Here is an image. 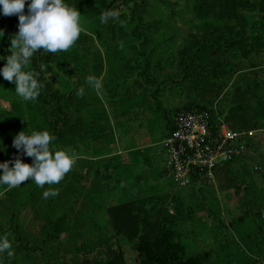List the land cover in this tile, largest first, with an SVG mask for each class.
Listing matches in <instances>:
<instances>
[{
	"label": "rangeland",
	"instance_id": "rangeland-1",
	"mask_svg": "<svg viewBox=\"0 0 264 264\" xmlns=\"http://www.w3.org/2000/svg\"><path fill=\"white\" fill-rule=\"evenodd\" d=\"M107 1L105 7L101 8L93 0L94 9L90 13H81V32L89 34L91 39H83L80 35L69 50L56 52L57 59L49 77L55 90L64 93L73 91L75 110L72 111L74 119H80L82 127L74 135V144L58 141L56 148H64L79 158L59 184L47 186L56 189L61 195L70 193V206L77 204L81 207L85 198L89 202L84 211L86 225L78 221L71 222L66 231L51 240L52 245L58 247L59 244L65 246L75 243L81 246L93 240H111L113 248L122 247L125 264H141L139 256L127 241L120 243L111 239L113 230L107 212V208L113 204L136 200L144 203L147 212L155 220L159 218L162 208L169 210L171 215L172 211L176 212L174 216L178 220L175 228L180 234L178 239L186 243L188 254L201 252L212 260L219 253L225 257L230 252L222 250L226 238L233 242L238 240L240 244L243 241L239 232L224 227L222 222L227 226L234 222L241 232L252 233L255 225L251 224V227L239 219L248 208H257L259 202L264 200V116L257 119V129L250 131L251 145L244 159L235 161L225 172L219 171L220 178L216 182H197L187 188H180L167 169L168 157L161 142L169 124L164 112L157 110L156 97L170 114L194 101L210 105L213 100L220 110L217 116H225L232 105L230 92L235 85L232 84L244 75L252 77L251 59L244 60L241 55H232L231 60L239 64V70L220 80L225 86L216 98L195 91L189 85L178 86L182 78L177 67L178 51L185 42L193 40L197 27L202 28V23L209 18L203 14L206 10L200 11L199 0H147L141 9L146 25L159 26L160 30L154 34L152 43L146 49L149 54L152 49L156 50L152 56L155 67L157 61L164 65L162 70L154 73L159 76L158 82L150 83L148 77L141 73L144 59L138 56L143 46L142 41L134 35L135 26L130 24L128 7L122 5L118 8L120 15L117 19L109 18L107 23L97 22V16L105 11L108 4L117 3V0ZM29 2L27 0V4ZM82 3L85 4L84 1ZM24 11H28L27 6ZM262 12L243 10L248 20L261 16ZM18 25V14L3 15L0 12V36L3 35L0 43L5 39L11 44ZM251 56L255 64L264 68V48ZM101 62L103 70L101 74H96V66ZM90 76L101 81L100 90L89 84ZM244 79L240 82L244 83ZM7 84L0 89L1 144L3 131L12 122L18 124L12 130L13 136L24 129L29 132L35 130L28 108L30 104L34 109L38 106L33 100L24 101L20 98L14 82L12 88ZM81 87L85 89L82 97L77 95ZM13 100L19 103L14 104ZM256 100L259 101L258 98ZM47 130L51 133L50 128ZM98 134H101V138ZM24 161L32 163V157L26 155ZM107 187L109 193L105 190ZM116 188H122L125 196L117 198ZM111 193L113 195H109ZM7 195V190H3L0 185V200L7 199ZM38 198L33 206H23L22 202L19 206L20 223L35 245L41 244L42 239L53 233L55 228L44 213L52 197L45 199L40 195ZM252 213V220L260 224L262 219L254 215V210ZM55 214L50 215L52 220L57 221L62 214L58 211ZM9 217L6 211H0V234L10 239L13 255L0 253V264H53L57 259L74 258L73 254L61 250L54 253L53 258L57 259L47 260L40 252L34 253L19 247L9 227ZM246 250L248 248L245 246L232 245V252L244 255ZM89 257H93V254Z\"/></svg>",
	"mask_w": 264,
	"mask_h": 264
},
{
	"label": "trees",
	"instance_id": "trees-1",
	"mask_svg": "<svg viewBox=\"0 0 264 264\" xmlns=\"http://www.w3.org/2000/svg\"><path fill=\"white\" fill-rule=\"evenodd\" d=\"M83 1L85 4L82 3ZM83 1L69 0L71 4L76 5L81 13H90L94 9L92 5L93 0ZM94 1L101 8H104L106 3H108L107 0ZM158 1L167 2L168 0ZM199 1L200 11L206 10V12L202 13L209 20L202 23V28L197 27L198 31L193 34V40L185 42L178 51L177 67L182 73V78L177 83L178 86L189 85L195 91L209 95L210 98L220 96L225 86L220 83V80L229 74V76L234 75L239 70V64L231 60L233 54L241 55V59L244 60L251 59L252 77H245L244 75L242 79L232 84H235L230 92L232 105L227 115L222 117L217 116L220 110H218V106L213 100L210 105L198 104L194 101L170 114L162 106L161 100L156 97L157 110L164 112L169 124L165 137L175 130L174 117L178 112L196 109L209 111L212 114L213 125L215 127L220 124V119H222L236 132L253 131L259 126L257 119L261 118V115L264 116V108L262 107V101H264V97L262 96L264 92V68L261 65L255 64L251 58V55L256 53L257 50L264 48V0ZM146 2L147 0H117V3L108 4L105 11L110 9L118 10L122 5L128 7L130 10V24L135 26L134 35L137 40L142 41L141 45L143 46V50L138 56V58L142 57L144 59L141 62L142 64L144 63L141 73L148 77L147 79L150 83H157L159 76L154 73L160 69L162 70L164 65L160 61H157L155 67L152 56L156 50L152 49L149 54L146 46L152 43L154 34L160 29L159 26L152 27L146 25L145 18L141 13V9ZM26 6L27 0L25 9ZM245 9L263 12L261 16L252 17L251 20H248L243 14V10ZM96 19L98 20L97 22H100V16H97ZM80 35L83 39H91L87 33L81 32ZM80 42L79 40V44H81ZM0 48V57H6L10 49L8 41L4 39L0 43ZM56 59L57 53L40 50L31 58L28 65L29 70L35 69L40 72L38 79L43 83L40 95L37 99L33 100L38 105L37 109H34L32 104L28 108V114L32 121L31 124L35 125V130L51 129V134L56 138L52 143L53 148H56L58 141L61 140L65 143L74 144L76 142L74 135L82 127L80 119H74L75 115L72 109L75 110L73 106L75 105V96L73 91H66L64 93L60 90H55L53 83L49 79ZM5 63L6 60L0 59V67H3ZM103 67V62L99 63L95 69L96 74H101ZM243 79L244 83L240 82ZM6 84L10 88L13 86L12 81L4 79L2 74H0V89ZM257 98L259 101L256 100ZM13 103L19 102L13 100ZM15 125L18 124L16 122L8 124L6 130L3 131V143H0V161L7 160L10 164L17 157H20L24 161V157L26 156L23 149H17L13 145L15 136L11 133ZM25 128L28 130L27 126ZM98 136L101 138V134H98ZM98 136L95 137L98 138ZM82 137H84L83 134ZM249 144L251 145V139L249 140ZM240 159L244 158L237 160ZM237 160L220 167L216 173V181L220 178L219 175L221 174L218 172L221 170L225 172V169ZM2 171L0 169V172ZM197 182L203 181L194 178L193 184ZM1 186L3 190H7L8 198L0 200V211H6L7 215L10 216L9 227L13 232L15 241L19 243V247L34 253L40 252L47 260L57 259V257L53 258L54 253L61 250L74 255L72 259L63 258L64 256L62 255V261L57 259L53 264H125V255L122 247L113 248L111 240H108V242L93 240L81 246H77L75 243L65 246L59 244L58 247L52 245L51 240L58 238L62 232L66 231L71 222L77 223L78 221L80 224L86 225L87 216L84 214V211L88 206V199L85 198L82 206L78 207L76 206L77 204L74 206L68 205L70 203L68 194L70 196V193L58 194L56 198L52 197L51 201L44 208V210L47 209L44 213L48 215L50 222L55 226L54 232L49 233L46 238L42 239L41 244L35 245L25 234L20 223L19 206L22 204L23 206H28L29 204L31 206L35 205L34 202L39 200L38 196L42 195V192L48 188L47 184L44 188H41L29 178L18 187L9 188L7 185ZM69 186L72 185L70 184ZM105 190H108L109 193L110 189L107 187ZM116 191L118 193L117 198L126 194L122 188ZM259 203L257 208L254 206L248 208L239 219L244 224L255 225V228L251 225L253 227L252 233L241 232L234 222H230L228 226L222 222L224 227L233 228L239 232L243 243L240 244L238 240H234L233 242L226 238V244L223 243L222 250L230 252L225 254V257L219 253L214 260L209 255L201 252L188 254L186 243L178 239L180 234L175 228L178 220V217L174 216L175 211H172L173 215H171L169 210L162 208L159 218L155 220L147 212L144 203L142 204L136 200L118 202L107 208L110 226L113 230L111 239H115L120 243L127 241L139 256L141 264H264V200L262 203L261 201ZM252 210L255 212L254 215L260 217V220L262 219V223L260 221L259 224L252 220ZM57 211L62 215H60L57 221H54L50 214L56 215ZM248 217L251 220H248ZM0 235H3V233ZM234 243L238 246H245L248 250H246L244 255H241L239 252H232V245ZM5 253L7 255V252ZM91 254H93V257L90 258L89 255Z\"/></svg>",
	"mask_w": 264,
	"mask_h": 264
},
{
	"label": "clouds",
	"instance_id": "clouds-1",
	"mask_svg": "<svg viewBox=\"0 0 264 264\" xmlns=\"http://www.w3.org/2000/svg\"><path fill=\"white\" fill-rule=\"evenodd\" d=\"M25 4L26 0H0V12L3 15L19 16L18 31L11 38L9 54L0 57L6 60L0 67V74L15 83V91L20 98L29 101L37 99L43 87L38 79L40 72L28 69L31 58L40 50L50 53L69 50L78 40L82 26L81 12L69 0H30L27 12L24 11ZM119 15V11L114 9L102 11L100 21L107 23L109 18L117 19ZM88 81L97 90L102 88L101 81L96 77L90 76ZM84 94L83 87L77 90L78 96ZM55 139L47 129L30 132L24 129L16 134L13 145L32 157V163L20 157L11 164L7 160L0 161V169L3 170L0 172V185L14 188L29 178L41 188L46 184H59L79 157L64 148L51 147ZM57 195L58 191L54 188H46L42 193L45 199ZM11 249L12 243L8 236L0 235V253L7 252L11 256Z\"/></svg>",
	"mask_w": 264,
	"mask_h": 264
},
{
	"label": "built area",
	"instance_id": "built-area-1",
	"mask_svg": "<svg viewBox=\"0 0 264 264\" xmlns=\"http://www.w3.org/2000/svg\"><path fill=\"white\" fill-rule=\"evenodd\" d=\"M213 125L212 114L205 110H182L174 117L175 130L164 138L162 148L167 169L177 186L187 188L198 178L216 182L220 167L246 155L250 132H236L220 119Z\"/></svg>",
	"mask_w": 264,
	"mask_h": 264
},
{
	"label": "crops",
	"instance_id": "crops-1",
	"mask_svg": "<svg viewBox=\"0 0 264 264\" xmlns=\"http://www.w3.org/2000/svg\"><path fill=\"white\" fill-rule=\"evenodd\" d=\"M163 140H164V139H163ZM163 140H162V142H163ZM162 142H161V143H162ZM161 146H162V145H161ZM169 175H170V174H169Z\"/></svg>",
	"mask_w": 264,
	"mask_h": 264
}]
</instances>
